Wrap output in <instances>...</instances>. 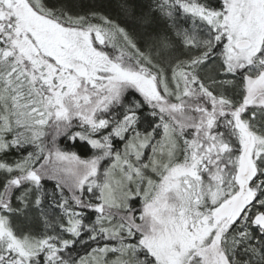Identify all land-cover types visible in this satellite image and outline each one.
Segmentation results:
<instances>
[{"label": "snow or ice", "instance_id": "1", "mask_svg": "<svg viewBox=\"0 0 264 264\" xmlns=\"http://www.w3.org/2000/svg\"><path fill=\"white\" fill-rule=\"evenodd\" d=\"M123 7L0 0V264H264V0Z\"/></svg>", "mask_w": 264, "mask_h": 264}, {"label": "trees", "instance_id": "2", "mask_svg": "<svg viewBox=\"0 0 264 264\" xmlns=\"http://www.w3.org/2000/svg\"><path fill=\"white\" fill-rule=\"evenodd\" d=\"M72 2L77 6L81 3L91 6L93 10L109 16L118 23L130 21L123 7L125 0H72ZM152 2L153 0H127L129 7L134 9L138 15L147 13ZM158 26L160 31L164 30L162 22Z\"/></svg>", "mask_w": 264, "mask_h": 264}]
</instances>
